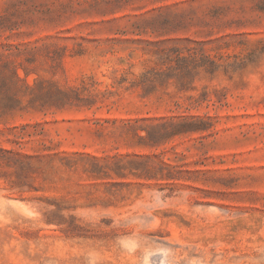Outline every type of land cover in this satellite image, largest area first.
<instances>
[{
    "label": "rangeland",
    "instance_id": "1",
    "mask_svg": "<svg viewBox=\"0 0 264 264\" xmlns=\"http://www.w3.org/2000/svg\"><path fill=\"white\" fill-rule=\"evenodd\" d=\"M0 264H264V0H0Z\"/></svg>",
    "mask_w": 264,
    "mask_h": 264
}]
</instances>
